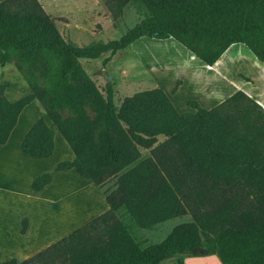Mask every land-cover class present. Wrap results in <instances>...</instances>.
Instances as JSON below:
<instances>
[{"label": "trees", "instance_id": "trees-1", "mask_svg": "<svg viewBox=\"0 0 264 264\" xmlns=\"http://www.w3.org/2000/svg\"><path fill=\"white\" fill-rule=\"evenodd\" d=\"M113 25L128 5L141 18L115 39L84 45L57 28L64 16L38 0H0V67L10 63L29 92L10 101L0 83V144L22 108L34 101L73 153L55 171L73 168L101 188L108 208L29 257L0 264H161L181 254L215 255L220 264H264V109L236 89L210 108L194 100L181 115L161 87L135 91L113 104L109 81L99 88L80 63L116 52L142 37L173 39L214 66L230 45L264 64V0H99ZM244 80L249 78L238 74ZM179 79H175L173 94ZM54 131L35 120L21 141L24 155L46 158ZM159 137L161 139L159 140ZM146 150L147 155H142ZM30 182L38 191L50 181ZM188 215L157 242L139 229ZM24 233L27 218L20 221ZM200 251V252H199Z\"/></svg>", "mask_w": 264, "mask_h": 264}, {"label": "rangeland", "instance_id": "rangeland-1", "mask_svg": "<svg viewBox=\"0 0 264 264\" xmlns=\"http://www.w3.org/2000/svg\"><path fill=\"white\" fill-rule=\"evenodd\" d=\"M38 1L48 14L66 18L65 22L57 21V28L66 40L77 45L115 39L141 18V9L135 5H128L124 9L121 20L117 25H113L108 12L99 0ZM106 55L107 53L95 59H80L79 61L99 88H102L106 81L111 83L113 91L115 90L112 101L116 107L124 94L130 95L135 91L160 86L178 106L176 110L184 113L189 107L187 100H192V97H197L210 106L220 102L236 89L254 91L257 86L264 84L259 73V65H256L258 61L244 47L241 48L234 44L224 51L214 66L202 64L173 39L161 40L142 37L116 52L105 66H102L101 60ZM241 72L247 75L251 82H246L241 76H238ZM177 78L184 82L185 87L174 95L176 91L171 94L170 89ZM5 82L8 84L5 88V96L9 99L24 95V89L28 92L22 77L10 63L0 67V83ZM19 116L12 143H15V139L18 138L27 123L34 122L39 118H42L47 126L49 124L50 128H53L50 120L34 101L28 103ZM58 136L60 135L58 134ZM160 139L161 137H159ZM141 154L147 155V151L141 150ZM41 164L43 163H38L35 166L38 167ZM18 177L20 178V176ZM10 178L6 177L5 179ZM19 181L22 180L19 179ZM84 182L83 179L65 176L60 184L57 183V187L47 192L49 196L40 199H38L39 196L35 197L34 204H29L27 207V212L32 220V232H34L32 233L33 239L28 244L35 242L38 244L47 238L56 236L59 238L75 226L90 219L94 209L90 204H84V201L92 197L94 193L92 187ZM113 187L114 179L111 178L102 185L100 190L108 192ZM71 192L75 193L73 199H69L66 204H59V201H56L55 196ZM3 194L5 193H1V195ZM187 220H189L188 215L170 218L149 229H139L138 233L148 242H157L174 225ZM32 234L30 233V236ZM14 241L15 238L12 239V244ZM14 243L15 247L17 245L24 246L27 242L20 239L18 243ZM200 254L199 256L181 254L182 263L185 261L184 264H215L217 261L215 255H203L202 252ZM175 260V257L170 260L166 259L161 264L175 263Z\"/></svg>", "mask_w": 264, "mask_h": 264}, {"label": "crops", "instance_id": "crops-1", "mask_svg": "<svg viewBox=\"0 0 264 264\" xmlns=\"http://www.w3.org/2000/svg\"><path fill=\"white\" fill-rule=\"evenodd\" d=\"M239 47L242 48V46L240 45ZM258 63L256 65H259L258 66L259 73L261 76V80L264 83V64L260 63L259 61ZM241 74L248 77L242 72ZM250 80L251 79L249 78V81L246 82H251ZM178 86L179 87H177L178 89H176V93H174V95L179 93L180 90H182L185 87V84L180 80V84ZM5 91L6 89H4V95H5ZM27 91L29 92V89ZM242 91L245 92L247 95H249L251 98H253L264 109V84L262 86H257L256 90L254 91L248 89ZM28 92H26L25 89L23 90L24 94ZM123 96H125V94ZM17 98H18L17 96H14L11 97L10 99L9 98L7 99L13 101ZM169 99L172 102L175 109H177L178 106L175 105L173 99L172 98ZM191 99L196 101L198 105L204 108H210L214 106V105L207 106L203 102V100H200L197 97H192ZM25 107L26 105L22 108L18 116L22 114ZM178 113L181 115H191L195 113V109L189 106L186 108V111L184 113L182 112L181 113L178 112ZM19 117H17L18 120ZM18 120H16V123L12 128V130L10 131L5 143L0 144V205L2 207V208L0 207V262L10 258H14L16 259V261H21L57 239L56 236V237L47 238L38 244H36V242L34 244H28V242L33 239L32 233L34 232H32V220L30 219V215L27 212V207L29 204H34V200L36 196H39L38 199H40L41 197L49 196L47 192L57 187L58 186L57 183L60 184L64 180L65 176H71L74 178L76 177V179L79 180L83 179V181H85L84 183H88V185L92 187L93 189L92 191L94 194H92V197L90 198L87 197L88 199H85L84 201L85 202L84 204H90L91 207L94 209V211H92V215L90 216V218L105 211L108 208V205L103 197L102 191L100 190V188L94 185L92 181L80 177L73 168L62 171L54 170V166L56 165L57 162L63 160L64 158L66 159L73 158V153L71 149L68 147V145L66 144V142L64 141V139L61 137V135L54 126L53 128L51 127L54 131L53 150L51 155L46 158H31L22 153L20 144L23 139V136L25 135V133L27 132V130L29 129V127L33 122H29L25 125L24 129L18 135V138L15 139V143L11 142L16 127L18 126L17 124ZM58 134L60 136H58ZM38 163H43V164H41V166L36 167L35 165ZM44 172L50 173L51 175L50 181L46 185H44L42 189L38 191L32 190L30 188L31 180L37 175ZM18 176H20V178ZM6 177H11V178L5 179ZM19 179H21L22 181L20 182ZM1 193H5L6 195L3 194L4 195L3 197ZM74 194H75L74 192L65 193L63 195H57L55 196V198L57 199L56 201H59V204H66L69 199H73ZM23 217L27 218V227L25 229V232L21 233L20 221ZM30 233L32 234V236H30ZM13 238H15L14 242L18 243V241L22 239L27 243L24 246L17 245L14 247L15 243L13 242L12 244ZM202 254L207 255L205 253ZM217 261L215 264H220V262L218 261L217 263ZM184 262L181 264H184Z\"/></svg>", "mask_w": 264, "mask_h": 264}, {"label": "water", "instance_id": "water-1", "mask_svg": "<svg viewBox=\"0 0 264 264\" xmlns=\"http://www.w3.org/2000/svg\"><path fill=\"white\" fill-rule=\"evenodd\" d=\"M201 252H202V253H206V250H205V249H203Z\"/></svg>", "mask_w": 264, "mask_h": 264}]
</instances>
